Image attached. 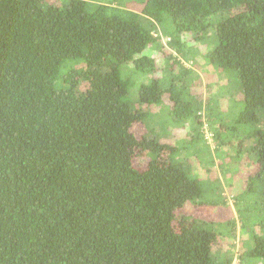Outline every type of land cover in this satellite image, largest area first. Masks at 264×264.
Masks as SVG:
<instances>
[{"label": "trees", "instance_id": "obj_1", "mask_svg": "<svg viewBox=\"0 0 264 264\" xmlns=\"http://www.w3.org/2000/svg\"><path fill=\"white\" fill-rule=\"evenodd\" d=\"M129 1L139 11L0 0V264H232L212 251L216 224L191 210L228 206L223 184L203 197V177L173 160L175 145L133 132L162 97L172 106L164 75L197 54L188 38L206 46L207 64L235 72L237 120L258 126L249 203L234 208L247 235L237 264H264V0ZM150 46L165 62L142 56ZM157 72L132 108V76ZM226 226L235 238L237 222Z\"/></svg>", "mask_w": 264, "mask_h": 264}, {"label": "rangeland", "instance_id": "obj_2", "mask_svg": "<svg viewBox=\"0 0 264 264\" xmlns=\"http://www.w3.org/2000/svg\"><path fill=\"white\" fill-rule=\"evenodd\" d=\"M93 1L112 3L114 0ZM115 1L120 4L125 3V7L129 6L127 8L134 11L140 9L135 0L136 3L129 0ZM164 36L166 33H163L162 38ZM191 39L187 40L197 49V54L191 56L187 54L186 58L183 57L182 69L177 64L169 65L174 73L164 75L167 85L172 86L175 92L172 106L167 105L166 101L163 102L162 97L159 105H152L149 108L142 122L143 126L140 123L135 125L133 132L140 135L145 131V126L160 141L164 140L175 145L173 160L183 164L190 173L203 177L202 187L206 189L203 197L211 194L212 187L217 188L220 182L223 184L224 193L229 202L228 206L191 208V210L195 216L216 224L215 228L220 233L212 251L217 254L218 262L226 260L227 255H232V264H237L241 252L239 249L247 235H241L240 220L234 208V201L238 199L243 206L249 203L246 197L243 198L242 192L247 176L255 167L252 166L253 159L250 154L253 141L250 134L258 126H245L237 120L243 105L242 93L235 72H221L207 64L204 58L207 52L206 46L203 43L193 44ZM154 48L156 46L147 47L142 56L156 57L160 62H165L164 55L160 57L158 51L153 50ZM186 48L189 49V47ZM166 50L171 51L172 56L180 57L170 48ZM183 69L193 72V76L185 74ZM179 71H181V76L177 74ZM120 72L123 77H129L130 72H127L124 67L120 68ZM160 76L158 72L154 75L132 76L127 96L132 108L138 107L137 100L141 83L149 84L152 78ZM143 163L142 157H135L136 167L141 168ZM252 216L256 217V213ZM233 221L237 222L235 238L229 236L231 227L226 226L227 223Z\"/></svg>", "mask_w": 264, "mask_h": 264}]
</instances>
